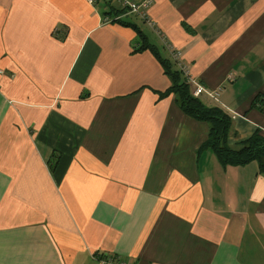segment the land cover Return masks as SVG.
Segmentation results:
<instances>
[{"label": "crops", "instance_id": "crops-1", "mask_svg": "<svg viewBox=\"0 0 264 264\" xmlns=\"http://www.w3.org/2000/svg\"><path fill=\"white\" fill-rule=\"evenodd\" d=\"M104 2L0 0V264H264V174L200 149L160 62L179 52L231 146L264 137V0H152L164 40Z\"/></svg>", "mask_w": 264, "mask_h": 264}, {"label": "trees", "instance_id": "trees-1", "mask_svg": "<svg viewBox=\"0 0 264 264\" xmlns=\"http://www.w3.org/2000/svg\"><path fill=\"white\" fill-rule=\"evenodd\" d=\"M114 1L105 0L103 15H110L113 18L116 15L124 14L126 9L115 8ZM117 20L123 24L127 23L121 19ZM138 33L142 42L136 50L146 46L144 36L141 32L138 31ZM160 62L164 66L165 73L171 78V86L167 92L176 94L180 109L194 120L208 124V135L200 149L209 148L212 150L222 166L245 165L247 162L255 161L259 171L264 174V137L260 132L256 131L245 140L231 146L227 143L231 128L229 113L215 105L207 106L199 97H193L189 83L186 82L178 67L174 66V61L161 57Z\"/></svg>", "mask_w": 264, "mask_h": 264}, {"label": "built area", "instance_id": "built-area-1", "mask_svg": "<svg viewBox=\"0 0 264 264\" xmlns=\"http://www.w3.org/2000/svg\"><path fill=\"white\" fill-rule=\"evenodd\" d=\"M96 0H89L90 3H94ZM119 5L122 8H125L128 13L137 14L147 25H149L157 34V36L164 40L163 35L161 34V31L157 30L154 27V23L148 19L147 10L149 6L152 4V0H144L140 3H131L128 0H116ZM119 16L113 17V19H118ZM104 20L106 22L112 21L109 18L105 17ZM165 47L171 53V59L177 64L178 69L180 70L181 74L185 77L186 82L189 83V85H196L194 80L188 75V65L183 63L180 59L179 52L175 51L173 48H171L170 45L165 43ZM231 78V77H229ZM200 94V88L197 86L195 90L193 91L192 95L193 97H198ZM217 94L216 91L213 93H210V95L215 96ZM94 258L96 259L98 264H134L130 260L126 258H121L117 255H108L103 253H98L94 255Z\"/></svg>", "mask_w": 264, "mask_h": 264}, {"label": "rangeland", "instance_id": "rangeland-1", "mask_svg": "<svg viewBox=\"0 0 264 264\" xmlns=\"http://www.w3.org/2000/svg\"><path fill=\"white\" fill-rule=\"evenodd\" d=\"M116 1V0H115ZM115 1H114V3H115ZM231 77H233L232 75H231ZM191 86H194V85H190V87ZM195 89H193L192 87H191V94L193 93V91H194ZM197 98V97H196Z\"/></svg>", "mask_w": 264, "mask_h": 264}]
</instances>
